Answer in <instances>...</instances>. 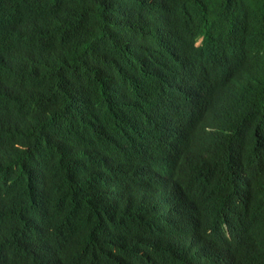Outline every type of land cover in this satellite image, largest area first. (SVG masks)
Returning <instances> with one entry per match:
<instances>
[{
	"label": "trees",
	"instance_id": "1",
	"mask_svg": "<svg viewBox=\"0 0 264 264\" xmlns=\"http://www.w3.org/2000/svg\"><path fill=\"white\" fill-rule=\"evenodd\" d=\"M0 264H264V0H0Z\"/></svg>",
	"mask_w": 264,
	"mask_h": 264
}]
</instances>
